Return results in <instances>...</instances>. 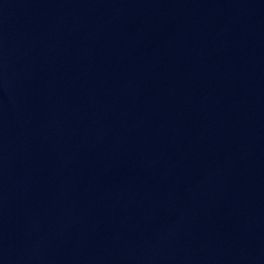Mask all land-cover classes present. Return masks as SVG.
Masks as SVG:
<instances>
[{
    "label": "water",
    "instance_id": "95a60500",
    "mask_svg": "<svg viewBox=\"0 0 264 264\" xmlns=\"http://www.w3.org/2000/svg\"><path fill=\"white\" fill-rule=\"evenodd\" d=\"M0 264H264V0H0Z\"/></svg>",
    "mask_w": 264,
    "mask_h": 264
}]
</instances>
